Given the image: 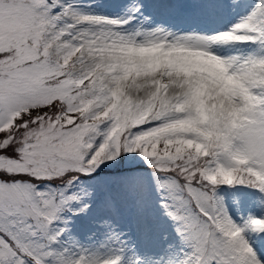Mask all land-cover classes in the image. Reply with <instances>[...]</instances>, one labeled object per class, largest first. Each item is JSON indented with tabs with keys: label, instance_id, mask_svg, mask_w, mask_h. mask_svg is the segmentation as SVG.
<instances>
[{
	"label": "snow or ice",
	"instance_id": "6c2138e0",
	"mask_svg": "<svg viewBox=\"0 0 264 264\" xmlns=\"http://www.w3.org/2000/svg\"><path fill=\"white\" fill-rule=\"evenodd\" d=\"M0 264H264V0H0Z\"/></svg>",
	"mask_w": 264,
	"mask_h": 264
},
{
	"label": "rangeland",
	"instance_id": "374dc122",
	"mask_svg": "<svg viewBox=\"0 0 264 264\" xmlns=\"http://www.w3.org/2000/svg\"><path fill=\"white\" fill-rule=\"evenodd\" d=\"M221 194H222V195H225L226 198L230 195V193H228V192L225 191V190H221Z\"/></svg>",
	"mask_w": 264,
	"mask_h": 264
}]
</instances>
